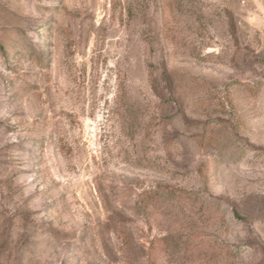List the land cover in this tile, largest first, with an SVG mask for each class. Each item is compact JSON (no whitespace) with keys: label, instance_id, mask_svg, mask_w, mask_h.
<instances>
[{"label":"rangeland","instance_id":"1","mask_svg":"<svg viewBox=\"0 0 264 264\" xmlns=\"http://www.w3.org/2000/svg\"><path fill=\"white\" fill-rule=\"evenodd\" d=\"M0 264H264V0H0Z\"/></svg>","mask_w":264,"mask_h":264}]
</instances>
